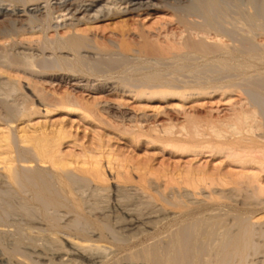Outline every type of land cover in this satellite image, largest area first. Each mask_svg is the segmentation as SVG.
Wrapping results in <instances>:
<instances>
[{"label":"bare ground","instance_id":"obj_1","mask_svg":"<svg viewBox=\"0 0 264 264\" xmlns=\"http://www.w3.org/2000/svg\"><path fill=\"white\" fill-rule=\"evenodd\" d=\"M3 1L0 0V23L8 21L9 25H0V78L8 76L6 73L12 69L31 76L47 77L45 81L50 82L62 80L65 76L81 81L83 76L78 72L82 73L83 67L94 70V60L81 52H93L98 47L76 30L79 23L91 22L106 15L148 10L157 4L155 0L102 1L105 5L91 0L87 6L74 0H5L9 1L7 4ZM41 1L45 4L42 5ZM166 1L164 5L175 12L184 27L185 36L176 46L162 47L145 40L144 48L136 50V57L147 62L155 60L158 65L166 63L169 69L165 74L143 79L141 84H131L130 90L142 98L164 100L177 97L179 101H185L190 96L189 91L196 90L201 95L239 91L245 103L240 105L230 121L213 128L205 148L217 150L219 155L229 159V163L241 167L238 170L241 174H237L241 180L237 185H245L253 192L254 198L260 200L264 196L261 177L264 173V0ZM62 27L69 30L59 35ZM49 31L56 34L49 37ZM35 34L39 35L35 40L25 38ZM211 35H214L212 39ZM145 47H150V52ZM19 48L24 51L17 53ZM26 50L32 53H25ZM63 52L70 56L62 55ZM116 54L122 57L112 58V61L120 65L129 63V55ZM173 71L184 74L176 80ZM16 80L18 88L28 93L25 95L29 100L21 108L6 104L7 116L2 117L5 127L0 126V175L8 185L39 205V214L47 223L46 229L36 227L39 228V236L40 233H48L61 246L68 247H65L64 254L56 256L60 259L53 264L76 263L77 260L81 262L79 264H110L112 261L111 264H264V260L255 263L252 259L264 253V226L258 231L256 228L258 224H264V216L239 215L234 224L228 226L219 221L208 223L200 217L186 222V215L199 208L200 201L196 204L190 199L192 196L197 199L198 190L204 189L200 182L204 176L173 183L167 193V186L162 189L163 185H156L143 173L138 174V180L132 178L131 170L118 162L111 149H106L102 142L95 152L90 147H82L79 153L64 155L61 148L63 140L69 136L67 127L60 124L46 126L39 121L33 122L34 118L37 115L48 118L54 114L74 113L92 122L95 120L94 110L86 105L82 97L69 91H64V95L50 93L59 97L53 98L56 100L53 103L47 98L49 95L44 97L41 92L36 93L32 89L34 84L29 78L24 85L21 76ZM191 80H194V86H188ZM20 121L26 124L18 130L14 123ZM131 138L134 141L139 139L133 134ZM150 142L156 141L153 139ZM169 144L161 146L193 151L186 144ZM11 147L16 148L15 154ZM109 172L111 181L115 182L114 189L108 182L111 179ZM79 186H85L83 189L88 186L89 190L94 189L100 194L113 191L115 195H128L135 192L136 195L147 196L152 203V200H159L163 219H168L167 223L162 230L153 232L159 227L156 224L159 221L147 220L140 230L136 225L138 218L133 220L130 217L129 220L128 215L127 218L122 216L127 220L117 231L109 226L111 223L106 221V215L105 220L86 211L84 199L80 198L83 195L78 196L76 191ZM155 187L158 188V199L149 192ZM206 198L212 202L217 199L211 194ZM208 201L205 199V202ZM172 210L175 216L170 214ZM61 211L67 217L64 223H61L63 216L59 217ZM0 221H6V216L0 214ZM26 224L23 226L25 231L27 229L31 235L35 233L36 228ZM233 226L236 230H232ZM142 234L147 241L140 239ZM256 235L262 237L263 242L260 239L257 241ZM28 260L24 261L25 264Z\"/></svg>","mask_w":264,"mask_h":264},{"label":"rangeland","instance_id":"obj_2","mask_svg":"<svg viewBox=\"0 0 264 264\" xmlns=\"http://www.w3.org/2000/svg\"><path fill=\"white\" fill-rule=\"evenodd\" d=\"M52 1L55 2L56 0ZM74 1L78 4H86V6L91 3V0ZM102 1L105 0H98V2L105 5V2ZM155 1L157 4L150 6L148 10H134L113 16L106 15L91 20V22L79 23L76 30L92 41L95 47H98L97 50L93 49V52L85 50L81 52L88 56V59L95 62L93 64L94 70H85L83 67L82 73L78 72L84 80H74L65 76L62 80L56 79L50 82L45 81L47 77L31 76V74L23 71L18 73L17 70L9 69L6 73L8 76L0 78V118L7 116L5 113L6 104L21 108L22 105L28 103V98L25 95L28 93L24 89L18 88L16 79L20 76L23 85L26 84L29 78L31 83L34 84L32 89L36 93L37 91L41 92L44 97L49 95L50 97L47 98H49V101L52 99L51 102L56 101L54 100L55 97L56 99L59 97H54L50 93L57 92L59 95H64V91H69L74 96L82 97L86 105L94 110L95 120H92V122L90 120L86 121V119L74 113L54 114L48 118L37 115L33 120V122L39 121L50 127L51 125L56 127L57 124L67 127L69 136L63 140L64 144L61 148L64 155L79 153L82 147H90L95 152L97 145L102 142L105 144L106 149H111L118 162L123 163L131 170L132 178L138 180V174L143 173L147 179L155 182L156 185H163L162 189L167 186V193H169V188L173 187V183L183 182L185 178L198 179V177L204 176L200 178L204 189L198 190L199 196L197 199L193 196L190 199L196 204L200 201L199 208L186 215V218L188 217L186 222L200 217L208 223L219 221L228 226L233 225L234 219L239 215L264 216V196L260 200L254 198L253 192L245 185L242 187L237 185L240 179L237 174H241V171H238L241 170V167L229 163V159L219 155L217 150L205 148L212 137L213 128L221 127L223 123L230 121L235 111L239 110L240 105L245 103L244 96L239 91L229 94L210 92L201 95L200 92L195 90L189 91L190 96L185 101H179L177 97H169L164 100L161 98H142L130 90L133 86L131 84H141L143 79H151L156 74H165L166 70L169 69V65L166 63L165 65H158L155 60L147 62L136 57V50L139 47L144 48L145 40L149 44L166 47L176 46L185 36L183 25L178 20L175 12L164 5L165 0ZM173 1L167 0L166 2ZM3 2L4 4L9 3L5 0ZM40 3L45 4L43 1ZM2 24L7 26L9 22L5 21ZM2 24L0 23L4 27ZM68 30V28L62 27L58 34H65ZM55 34V31H49L48 33L49 37H53ZM37 36L39 35H27L25 38H30V40L34 38L33 40H35ZM213 37L214 35H211L210 38ZM146 49L150 52V47H145ZM21 51L24 50L22 48L16 50L17 53ZM28 52L32 53V51ZM28 52L26 50L25 53ZM34 52L36 53V51ZM116 52L129 55V63L120 65L112 61V58L122 57V55H117ZM47 54L50 55L49 52ZM61 54L70 56L67 52ZM173 73L176 80L177 77L184 74L175 71ZM186 77L191 78V76ZM193 82L194 80H191V84L188 86H194L195 83ZM149 86L145 85L144 87ZM0 123V126L4 128L3 119ZM25 124L26 122L22 123L20 121L14 123V126L19 130ZM131 134L134 138L139 139L134 141ZM153 139L156 142L151 143L150 141H153ZM175 143H178V145L186 144L193 151H178L176 147L171 149L169 146H161V144L171 145ZM15 150V147H11L13 154L16 153ZM104 167H106L105 162ZM108 174L111 178L110 172ZM261 177L264 182V173L261 174ZM109 180L111 189H114L115 182L111 181L112 178ZM9 186L12 188L9 189ZM80 187L76 191L78 190V196L83 195L80 198L84 199L86 211L91 212L93 216L105 218V220L107 217L106 221L111 223L109 226L117 231L125 225L124 221L127 219L124 218H127L128 215L129 220L130 217L131 219L134 218L133 220L138 218L136 225H138L137 228L140 227V230L145 226L147 220L159 221L156 223L159 229L156 228L153 232L162 230L164 224L167 223L166 220L168 219H163V210L159 206L161 202L159 200H152V203L147 200V196L136 195L135 192L128 195H123V193L115 195L111 191L110 194L103 192L102 195L97 193L98 191L95 192L94 189L89 190L88 186L85 189H83L85 186ZM157 189L156 187L149 189V192L151 196H157L158 199ZM209 194L217 199L213 202L208 201L206 196ZM27 198L26 194H22V192L16 191L13 186L8 185L3 176L0 175V214L6 216V221H3V223L0 221V264H25L24 261H27V258L30 261L28 260L29 263L26 264H34L35 261L36 264H53L60 259V257L57 259L56 256H61L64 254V250L68 248L64 244H62V247L61 243L54 241L48 233H40L39 236V230L37 229H46L47 223L39 214V205L33 204ZM205 199L208 202H205ZM147 201H149V204ZM127 209L132 213L127 214L129 213H126ZM172 212L173 210L170 214L175 216V213ZM34 214L37 215L34 216ZM59 214L60 218L63 216L61 223L66 222V214L63 211ZM139 216L143 221L139 219ZM28 221H32L31 224ZM25 223L34 226V228H39H36L35 233L33 232L31 235L30 231V233L27 229L25 231ZM118 223L122 225L120 226ZM261 226H264V224L257 225V231ZM22 229L27 234L22 232ZM232 230H236V227L233 226ZM140 239L147 241L146 236L144 237L143 234ZM258 239L263 242L262 237L256 235V240L258 241ZM107 245H110V243H107ZM107 258H104L105 261H108ZM252 259L255 263L259 260L263 261L264 253L261 252ZM78 261L69 264L81 263Z\"/></svg>","mask_w":264,"mask_h":264}]
</instances>
